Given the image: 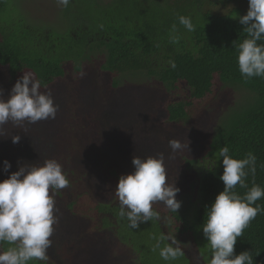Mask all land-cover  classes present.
<instances>
[{"label":"trees","instance_id":"16d2710c","mask_svg":"<svg viewBox=\"0 0 264 264\" xmlns=\"http://www.w3.org/2000/svg\"><path fill=\"white\" fill-rule=\"evenodd\" d=\"M239 1L243 0L218 3L212 0H70L67 7L63 6L62 18L58 17L61 20L54 24L52 20L45 21L48 23L28 20L20 6L21 0H0V69H7L5 84L9 87L27 75L39 80L44 92L56 82L69 78L71 66L80 73L85 63L99 60L111 90L117 89L122 75L130 74H141L159 84L163 89L160 97L166 116L160 125H167L165 121L169 124L189 121L214 95L218 85L224 89L243 86L254 93L255 98L241 111L232 113L234 110L228 109L222 115L204 151L181 162L187 172L196 173L193 168L203 166V174L168 182L178 187L179 192H189L181 213L168 210L163 214L158 205L161 202H155L152 207L160 218L142 222L137 229L130 228L128 220L119 217L115 190L119 178L128 173L118 165L109 167L112 190L106 195H92L98 202L91 198L88 189L80 187L79 181H69L63 188L71 187L83 205L77 208L70 202L69 214L92 218L93 236L113 233L115 240L136 250V261L140 259L141 264H177L174 260H152V255L145 258L146 251L141 249L153 241L157 243L161 235L167 236L163 223L167 226L168 222V229L177 233L180 241H191L192 247L197 246L203 254L210 251L208 255H212L202 226L207 221V208L224 188L219 179L224 170L220 156L224 146L235 159H243L249 152L257 158L255 174L249 171L245 180L247 187L238 184L235 191L243 196L253 184L264 188V76L245 78L239 71L235 45L247 38L239 15L234 17L240 10L228 13L212 10L218 5ZM181 15L191 18L194 31H187L179 24ZM169 61L175 62V68ZM87 118L91 119V115ZM93 128L91 121L90 132L95 131ZM256 203L264 207V198ZM139 243L144 246L138 247ZM13 246L0 242V251ZM234 248L235 254L250 251L254 264H264V212L244 229ZM188 257L184 254L181 259L190 264ZM28 264L44 262L29 261ZM205 264H209L208 259Z\"/></svg>","mask_w":264,"mask_h":264},{"label":"rangeland","instance_id":"374dc122","mask_svg":"<svg viewBox=\"0 0 264 264\" xmlns=\"http://www.w3.org/2000/svg\"><path fill=\"white\" fill-rule=\"evenodd\" d=\"M21 1L20 6L28 20H52L55 24L63 16V6L58 5L56 0ZM212 1L216 3L220 0ZM235 9L240 10L239 14H234L235 18L245 15L248 0L212 7L218 13H228ZM99 63V60L85 63L80 73L71 66L70 77L56 82L47 90L51 91L54 103L59 105L55 119L19 127L11 122L4 125L6 135L0 136V181L18 171L21 166H40L47 159H55L62 165L67 179L79 181L80 187L89 190L91 198L98 202L93 194L106 195L112 190L110 166H121L129 174L134 171L133 156L146 158L161 152L165 154L167 178L170 177L167 182L201 175L204 172L203 166L193 168L196 173L187 172L181 162L207 148L209 137L228 109L237 113L255 98L254 93L243 86L224 89V86L218 85L214 95L197 109L189 121L181 124L165 121L167 125H160L166 116L163 112V99L160 97L163 89L159 84L141 74H130L119 76L121 83L117 89L111 90ZM7 76V69H0V92L4 99L8 98L13 87L5 84ZM88 115H91V119L87 118ZM91 121L94 122L92 130L95 131L90 132ZM15 135L21 139L14 144L11 137ZM170 139H178L188 144V147L172 153L168 144ZM5 160L11 164L7 172L4 171ZM59 193L55 192L54 196V214L58 223L53 226L55 230L50 237L52 244L47 250L48 263L141 264L140 259L136 261V250L115 240L113 233H96L93 236L94 232L90 230L94 222L92 218L69 214L67 204L70 202H74L77 208L83 207L71 187L59 190ZM188 193L183 191L177 194L176 199L181 202L177 212L184 211ZM57 194L61 195L60 199ZM158 205L163 214L170 210L163 202ZM165 222L168 221L165 219ZM163 225L165 234L178 240L185 255L189 256L190 264H205L207 259L210 261V251L203 254L197 246L192 247L191 241H180L181 237L168 229L169 222L167 226L165 223ZM155 244L153 241L149 247L141 249L146 251L145 258L152 255V260L162 261L160 250L167 243L162 242L160 248L154 250ZM143 246L138 244V247ZM174 261L187 264L181 257Z\"/></svg>","mask_w":264,"mask_h":264},{"label":"clouds","instance_id":"9594fccd","mask_svg":"<svg viewBox=\"0 0 264 264\" xmlns=\"http://www.w3.org/2000/svg\"><path fill=\"white\" fill-rule=\"evenodd\" d=\"M58 5L67 7L70 0H56ZM179 24L187 31H194L190 17L179 16ZM247 38L235 45L238 52L239 71L245 78L264 76V0H248L247 13L239 17ZM176 25H173L175 31ZM172 68L175 62L169 61ZM59 105L54 103L51 91L42 92L41 82L27 75L21 76L11 88L7 99L0 92V136L6 135L4 125L11 122L16 126L36 124L43 120L55 119ZM18 143L19 135L11 137ZM172 153L188 147L178 139H170ZM227 146L220 149L223 158V191L207 208V221L203 224V235L210 245L212 255L209 264H254L250 251L235 254L237 238L264 207L257 204L264 198V188L253 186L241 196L236 186L247 187L245 180L250 171H256V156L249 152L243 159H235L229 154ZM134 171L122 175L115 194L119 200V217L126 218L129 227L139 228L142 222L159 219V212L152 207L155 202H163L167 208L176 212L181 202L176 199L180 189L167 182L165 154L141 158L133 156ZM11 168L4 161V171ZM69 180L62 165L55 159H47L40 166H21L8 178L0 181V242L15 245L0 252V264H28L41 261L47 264V250L51 247L50 237L58 218L54 214L55 192L66 188ZM51 190V194H50ZM170 240L160 250V257L176 260L184 256L183 249L176 238L161 235L154 245L160 248L161 242Z\"/></svg>","mask_w":264,"mask_h":264}]
</instances>
